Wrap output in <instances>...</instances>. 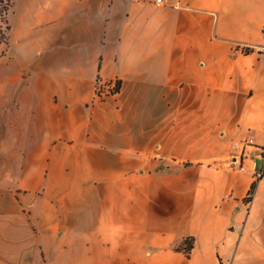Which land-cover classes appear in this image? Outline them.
Returning <instances> with one entry per match:
<instances>
[{
    "label": "crops",
    "instance_id": "obj_1",
    "mask_svg": "<svg viewBox=\"0 0 264 264\" xmlns=\"http://www.w3.org/2000/svg\"><path fill=\"white\" fill-rule=\"evenodd\" d=\"M9 1L0 264H264V0Z\"/></svg>",
    "mask_w": 264,
    "mask_h": 264
},
{
    "label": "rangeland",
    "instance_id": "obj_2",
    "mask_svg": "<svg viewBox=\"0 0 264 264\" xmlns=\"http://www.w3.org/2000/svg\"><path fill=\"white\" fill-rule=\"evenodd\" d=\"M10 1L8 0H4V2L2 4H0V40L2 41L1 44L6 43L7 42V12L10 9ZM0 44V45H1ZM119 82V81H118ZM100 83H105V82H98V84ZM96 85V87H97ZM9 131H14V132H18L19 133V127L17 125H9L8 123V119H0V148L3 146V144L5 143V147H7L8 145H10L11 147H14V141L13 140H9V136L7 133H9ZM263 155H264V151H263ZM264 158V157H263ZM8 160V156L4 155V153L0 152V178L3 175V170L5 169V165H4V161ZM231 163V161H229ZM231 168L236 167V170L238 169V166L233 164H230ZM240 170V169H239ZM248 198V197H247ZM247 198L246 203H247ZM249 203V202H248Z\"/></svg>",
    "mask_w": 264,
    "mask_h": 264
},
{
    "label": "built area",
    "instance_id": "obj_3",
    "mask_svg": "<svg viewBox=\"0 0 264 264\" xmlns=\"http://www.w3.org/2000/svg\"><path fill=\"white\" fill-rule=\"evenodd\" d=\"M169 1L170 0H157V3L160 5H164L169 3ZM119 93H120V83L118 81L100 83L96 87V98L98 100H106L108 98L117 96ZM252 145H254V141L252 138H250L242 141L239 147L241 148V150H244L246 147ZM231 163L237 165L240 170H244L243 154H241L240 158L235 157ZM258 174H259V178H261L262 176H264V170L261 171L260 169V171H258ZM226 198L229 200H236V197L232 193L228 194Z\"/></svg>",
    "mask_w": 264,
    "mask_h": 264
},
{
    "label": "trees",
    "instance_id": "obj_4",
    "mask_svg": "<svg viewBox=\"0 0 264 264\" xmlns=\"http://www.w3.org/2000/svg\"><path fill=\"white\" fill-rule=\"evenodd\" d=\"M9 1V0H8ZM4 2V0H0V4H2ZM1 40H0V44H1ZM252 51L251 48H247V49H244L243 52H245L246 54L250 53ZM264 157V155H263ZM261 171H263V169H261ZM259 180V179H258ZM258 180H256L252 186H251V189L249 191V194H248V198H247V202H250L254 195H255V192H256V188H257V184H258ZM194 245H195V240L193 237H187L186 239H184V241L179 244L177 247H176V250L177 251H181V252H184L186 254V256H190L193 248H194Z\"/></svg>",
    "mask_w": 264,
    "mask_h": 264
},
{
    "label": "water",
    "instance_id": "obj_5",
    "mask_svg": "<svg viewBox=\"0 0 264 264\" xmlns=\"http://www.w3.org/2000/svg\"><path fill=\"white\" fill-rule=\"evenodd\" d=\"M263 162H264V161H263V159H261V158H258V159L256 160V167H255V169H256L257 172L260 171Z\"/></svg>",
    "mask_w": 264,
    "mask_h": 264
}]
</instances>
